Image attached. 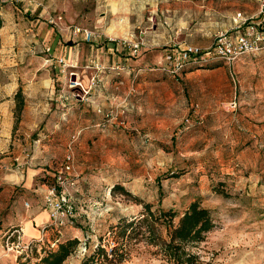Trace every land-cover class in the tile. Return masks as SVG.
Returning <instances> with one entry per match:
<instances>
[{"label":"rangeland","instance_id":"rangeland-1","mask_svg":"<svg viewBox=\"0 0 264 264\" xmlns=\"http://www.w3.org/2000/svg\"><path fill=\"white\" fill-rule=\"evenodd\" d=\"M263 3L0 0V264L35 262L29 245L16 247L15 229L26 243L12 219L41 201L23 176L46 190L56 177L74 182L63 225L51 226L49 242L36 239L77 238L63 264L111 243V226L138 216L141 203L181 215L193 201L214 222L190 248L197 262L264 264V52L218 63L221 73L156 70L166 50L231 42ZM131 250L122 264H167L142 242Z\"/></svg>","mask_w":264,"mask_h":264},{"label":"trees","instance_id":"trees-1","mask_svg":"<svg viewBox=\"0 0 264 264\" xmlns=\"http://www.w3.org/2000/svg\"><path fill=\"white\" fill-rule=\"evenodd\" d=\"M218 63L192 67L209 69ZM14 101V115L17 123L23 107V96L20 90L15 93ZM116 188L122 189V192L128 195V192L118 185L112 190ZM141 207L142 211L138 216L130 219L122 218L117 225L111 226V243L104 245L100 241L83 258L81 264H122L130 257L131 248L136 242H142L150 247L152 253L167 264H201L190 252V248L202 242L205 234L214 227L208 208L193 201L181 215H177L172 210H152V205L148 203H141ZM175 219H177L176 222H174ZM49 228L50 226L46 225L44 230ZM55 245L56 248H50L45 244L31 241L29 248L33 250L35 262L27 261L25 264H63L79 250L77 238ZM83 249H87L86 245Z\"/></svg>","mask_w":264,"mask_h":264},{"label":"built area","instance_id":"built-area-1","mask_svg":"<svg viewBox=\"0 0 264 264\" xmlns=\"http://www.w3.org/2000/svg\"><path fill=\"white\" fill-rule=\"evenodd\" d=\"M235 22L238 24H245L248 20L237 14ZM250 25L245 26V32L232 40L231 42L225 37L217 41L214 47L209 49H201L195 45H184L183 48H172L166 50L162 56V60L157 64V69L172 75H180L185 70L195 65L213 64L222 62L224 64H233L236 60L247 53L264 52V3L260 12V19L258 22H249ZM73 34L81 35L83 40L90 41L91 34L86 30L75 28ZM171 75V76H172ZM229 107L235 106V102L228 104ZM71 168V156L67 155L65 164L61 166V171H68ZM73 186L74 182L69 180H62L61 177H56L54 187L48 190L44 197V204L50 214L49 226L56 228L63 225V218L67 214V208L64 209L65 201H69V190L67 186ZM58 192V193H57ZM60 198H59V196ZM63 196L67 198L64 200ZM59 198V199H58ZM16 233V247L27 249L29 244L20 245V230L14 231ZM36 242H40L36 240ZM52 243L50 248H54Z\"/></svg>","mask_w":264,"mask_h":264},{"label":"crops","instance_id":"crops-1","mask_svg":"<svg viewBox=\"0 0 264 264\" xmlns=\"http://www.w3.org/2000/svg\"><path fill=\"white\" fill-rule=\"evenodd\" d=\"M81 36V35H80ZM82 37V36H81ZM83 39V38H82ZM219 66V65H217ZM213 67L210 70L209 69H203V68H196L192 67L188 72L184 74H199L200 72H210L209 74L213 73H221L220 71L223 70V67ZM215 68V69H214ZM205 75V74H203ZM25 179L24 186L28 187V189H31L32 192L35 193V195H40V203H32V206L30 209L26 210L24 214H13V226L19 227L23 233L22 239L23 242L26 244H29L31 241H35L36 239L40 238L41 236H44V242H49V235L53 232L52 227H50L48 230H44V227L46 225H49L50 223V216L49 211L44 206V202L42 199L46 195L47 191L46 187L44 185H38L35 186L32 184L33 180L29 178L28 176H23L20 178L21 181ZM32 180V181H31ZM15 193V194H14ZM11 194H14L13 196V204H16V200L18 199L17 189L16 191H12ZM61 229V228H60ZM61 234V231H57Z\"/></svg>","mask_w":264,"mask_h":264}]
</instances>
